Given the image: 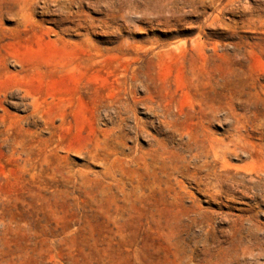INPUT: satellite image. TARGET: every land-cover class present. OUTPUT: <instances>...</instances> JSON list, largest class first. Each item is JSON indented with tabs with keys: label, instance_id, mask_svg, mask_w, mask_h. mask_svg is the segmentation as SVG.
I'll return each instance as SVG.
<instances>
[{
	"label": "rangeland",
	"instance_id": "1",
	"mask_svg": "<svg viewBox=\"0 0 264 264\" xmlns=\"http://www.w3.org/2000/svg\"><path fill=\"white\" fill-rule=\"evenodd\" d=\"M0 264H264V0H0Z\"/></svg>",
	"mask_w": 264,
	"mask_h": 264
},
{
	"label": "bare ground",
	"instance_id": "2",
	"mask_svg": "<svg viewBox=\"0 0 264 264\" xmlns=\"http://www.w3.org/2000/svg\"><path fill=\"white\" fill-rule=\"evenodd\" d=\"M206 162H207V161H206ZM207 165H208V164H207ZM261 174H262V173H261ZM252 177H253V176H252ZM218 178H219V176H218ZM218 178H217V179H218ZM249 178H251V177H249ZM253 179H254V178H253ZM256 179H257V178H256ZM223 185H224V184H223ZM244 195H245V194H244Z\"/></svg>",
	"mask_w": 264,
	"mask_h": 264
}]
</instances>
